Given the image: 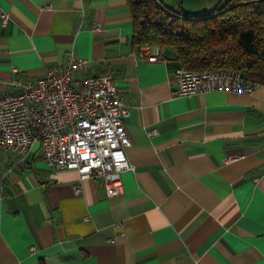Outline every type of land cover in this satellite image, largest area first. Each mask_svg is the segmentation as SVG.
Segmentation results:
<instances>
[{
    "label": "crops",
    "instance_id": "1",
    "mask_svg": "<svg viewBox=\"0 0 264 264\" xmlns=\"http://www.w3.org/2000/svg\"><path fill=\"white\" fill-rule=\"evenodd\" d=\"M160 1L197 15L217 0ZM132 35L128 0H0V97L72 53L89 61L76 77H112L131 142L112 198L99 179L76 195L78 173L37 145L0 151V264H264V86L174 96L173 51L148 63Z\"/></svg>",
    "mask_w": 264,
    "mask_h": 264
},
{
    "label": "built area",
    "instance_id": "2",
    "mask_svg": "<svg viewBox=\"0 0 264 264\" xmlns=\"http://www.w3.org/2000/svg\"><path fill=\"white\" fill-rule=\"evenodd\" d=\"M7 21L3 13L1 23ZM140 57L148 63L166 61L162 47H142ZM88 67V60L70 53L65 66L49 67L40 78L18 83V93L0 97V151L22 157L37 145L51 170L78 173L73 187L76 195L82 193L85 180L99 179L105 196L112 198L122 192V172L131 169L126 156L131 142L123 121L128 110L110 75L76 77ZM258 87L237 70L178 68L173 94L192 97L225 91L249 95ZM147 134L153 136L156 130Z\"/></svg>",
    "mask_w": 264,
    "mask_h": 264
},
{
    "label": "trees",
    "instance_id": "3",
    "mask_svg": "<svg viewBox=\"0 0 264 264\" xmlns=\"http://www.w3.org/2000/svg\"><path fill=\"white\" fill-rule=\"evenodd\" d=\"M135 48L162 47L192 72L237 70L264 86V0H217L191 15L160 0H128Z\"/></svg>",
    "mask_w": 264,
    "mask_h": 264
},
{
    "label": "rangeland",
    "instance_id": "4",
    "mask_svg": "<svg viewBox=\"0 0 264 264\" xmlns=\"http://www.w3.org/2000/svg\"><path fill=\"white\" fill-rule=\"evenodd\" d=\"M171 53L169 52V50L167 51V55H170Z\"/></svg>",
    "mask_w": 264,
    "mask_h": 264
}]
</instances>
